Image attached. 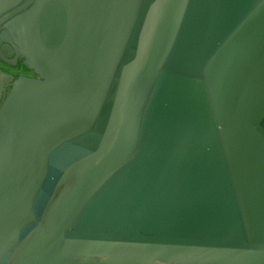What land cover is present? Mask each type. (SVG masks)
I'll list each match as a JSON object with an SVG mask.
<instances>
[{"label": "water", "instance_id": "95a60500", "mask_svg": "<svg viewBox=\"0 0 264 264\" xmlns=\"http://www.w3.org/2000/svg\"><path fill=\"white\" fill-rule=\"evenodd\" d=\"M0 264H264V0H0Z\"/></svg>", "mask_w": 264, "mask_h": 264}, {"label": "flooded vegetation", "instance_id": "af4514ba", "mask_svg": "<svg viewBox=\"0 0 264 264\" xmlns=\"http://www.w3.org/2000/svg\"><path fill=\"white\" fill-rule=\"evenodd\" d=\"M0 65L4 66L6 69H1L2 71H4L7 74H10L12 76H14V78L19 77L20 75H26V76H30L33 77L34 75L32 74L31 71L27 70L26 68H24L20 62L17 63V65L15 66H8L5 63H3L0 60Z\"/></svg>", "mask_w": 264, "mask_h": 264}]
</instances>
